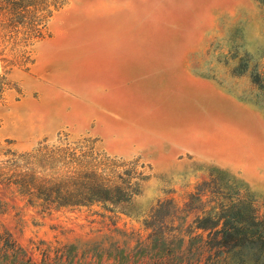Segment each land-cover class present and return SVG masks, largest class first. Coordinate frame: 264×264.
<instances>
[{
    "label": "rangeland",
    "instance_id": "374dc122",
    "mask_svg": "<svg viewBox=\"0 0 264 264\" xmlns=\"http://www.w3.org/2000/svg\"><path fill=\"white\" fill-rule=\"evenodd\" d=\"M7 1L0 161L7 148L87 139L136 162L144 178L128 203L58 209L0 183V264H156L151 230L184 248V231L212 198L251 200L264 216V93L250 78L264 67V0H46L33 10L38 35L9 21ZM177 94L187 135L201 139L196 152L167 146ZM202 182L201 202L186 212Z\"/></svg>",
    "mask_w": 264,
    "mask_h": 264
},
{
    "label": "trees",
    "instance_id": "16d2710c",
    "mask_svg": "<svg viewBox=\"0 0 264 264\" xmlns=\"http://www.w3.org/2000/svg\"><path fill=\"white\" fill-rule=\"evenodd\" d=\"M45 1H7L9 21L25 24L28 31L38 35L35 25L41 18L33 10L45 9V4L38 6ZM250 78L264 93V67L262 74L253 72ZM65 139L54 143L43 139L25 151L4 150L0 183L12 186L28 203L43 209L89 206L97 202L128 203L138 193V181L144 175L134 169L136 162H117L94 150L87 139L70 142ZM118 167L122 170H117ZM202 184L189 195L184 204L186 212L196 211L193 204L201 202L204 196ZM219 199L212 198L213 203L207 209L200 207L184 231L188 236L184 248L181 239L175 248L166 243L160 227L151 230L149 248L156 264H264V216L255 214L251 200L232 201L225 196Z\"/></svg>",
    "mask_w": 264,
    "mask_h": 264
},
{
    "label": "crops",
    "instance_id": "0c3cea01",
    "mask_svg": "<svg viewBox=\"0 0 264 264\" xmlns=\"http://www.w3.org/2000/svg\"><path fill=\"white\" fill-rule=\"evenodd\" d=\"M165 58H175L176 56H170L169 52L163 54ZM211 83V82H210ZM185 99L180 98V94L175 95L174 102L168 108L167 111V122L165 124L167 146L174 152L188 151L196 152L197 145L200 143V136L194 134L187 135L186 132V110H185ZM200 104L196 101L193 103V109L190 111L191 115H198ZM181 116V117H180Z\"/></svg>",
    "mask_w": 264,
    "mask_h": 264
}]
</instances>
